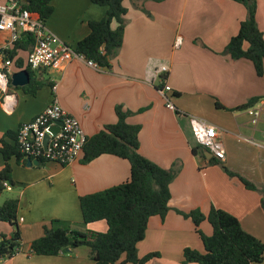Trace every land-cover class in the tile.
Returning a JSON list of instances; mask_svg holds the SVG:
<instances>
[{"label": "crops", "instance_id": "crops-1", "mask_svg": "<svg viewBox=\"0 0 264 264\" xmlns=\"http://www.w3.org/2000/svg\"><path fill=\"white\" fill-rule=\"evenodd\" d=\"M256 3V21L264 36V0ZM123 4V42L107 68L99 70L75 60L61 70L34 71L36 81L42 83L35 95L9 82L6 91L0 92V139L12 145L14 140L7 133L15 135L53 98L78 120L87 138L116 123L115 110L121 108L129 113L126 122L140 127L138 152L161 168L176 170L169 186V211L164 218L149 219L145 237L137 244L139 258L156 253L157 258L146 264H181L185 248L203 252L193 222L180 212L200 210L207 215L212 207L234 216L243 231L264 245V193L260 191L264 188V149L244 140L264 144V120L253 126L244 111L236 110L251 99L264 103V76L256 75L250 61L232 60L223 52L246 19L245 7L234 0H125ZM51 5L53 13L45 27L72 49L88 35L89 23L100 21L106 12L89 0H52ZM177 38L181 43L175 48ZM7 43L8 35L0 32V46ZM26 57L27 52H16L11 75L26 70ZM17 59L21 69L15 65ZM162 65L169 69L168 96L176 113L165 107L161 84L154 78ZM191 117L215 127L225 152L223 162L208 156L203 148L193 152L198 145ZM82 158L83 153L65 166L42 161L28 167L26 158L9 161V192L19 199L21 247L1 264H93L87 247L57 256H37L29 250L45 227L106 231L103 221L82 224L79 198L126 182L130 165L106 154L88 163H82ZM226 170L241 175L258 190L245 189ZM3 200L0 195V204ZM199 229L205 236L212 233L206 221ZM11 231L9 224L0 222V236ZM260 264H264V255Z\"/></svg>", "mask_w": 264, "mask_h": 264}, {"label": "trees", "instance_id": "trees-1", "mask_svg": "<svg viewBox=\"0 0 264 264\" xmlns=\"http://www.w3.org/2000/svg\"><path fill=\"white\" fill-rule=\"evenodd\" d=\"M92 4L106 8L104 17L97 22L89 23L88 35L79 41L74 51L86 60L96 63L99 68H107L109 60L118 52L123 42L125 15V0H89ZM157 2L161 0H155ZM241 3L247 12L246 19L239 25L238 32L228 41L224 53L232 60L246 59L254 67L257 76H264V36L257 21L256 0H234ZM52 0H26L25 9L39 16L45 23L53 13ZM33 44L30 34L22 33L20 40L15 42L7 52V57L13 60L16 52H29ZM15 65L21 69L20 59ZM30 82L23 89L30 95H35L42 83L29 66L26 67ZM259 99H251L238 107L237 111L255 105ZM116 123L105 126L90 138L83 147L82 163H88L101 155H111L126 160L130 165L128 180L118 186L82 196L79 198V208L82 224L87 226L96 222H105V232H93L71 227L44 228V234L32 241L30 253L37 256H57L79 247L89 249L88 257L93 264H146L157 258L156 253H150L142 258L137 256V244L145 237L148 221L151 217L164 218L169 211L171 198L169 186L176 170L164 169L143 157L139 152V126L126 122L128 112L116 108ZM14 140L8 144L0 139V154L3 167L0 170V195L6 191L3 183L12 184L11 166L9 161L24 159L16 143V134L7 133ZM197 148L193 149L196 152ZM42 163V161H40ZM215 164V162H211ZM229 177L237 178L245 189L257 191L258 188L241 175L226 170ZM264 193V188L260 190ZM18 197L6 198L0 204V222L12 227L8 236H0V259L11 258L20 250L21 236L17 224ZM264 208V199L261 201ZM180 214L190 219L195 232L199 236L203 252L185 248L182 252L181 264H260L263 261L264 245L257 238L246 233L239 221L229 213L211 208L207 215L200 210ZM208 222L212 228L210 236H205L199 226ZM58 222L52 221L51 224Z\"/></svg>", "mask_w": 264, "mask_h": 264}, {"label": "built area", "instance_id": "built-area-1", "mask_svg": "<svg viewBox=\"0 0 264 264\" xmlns=\"http://www.w3.org/2000/svg\"><path fill=\"white\" fill-rule=\"evenodd\" d=\"M26 0H0V32L8 35V43L0 46V92L7 89L10 82V68L12 60L7 57L10 47L20 40L22 33L30 34L33 44L27 53L26 64L32 71L38 70H61L72 61L80 60L90 67L102 70L96 63L86 60L74 49L67 46L59 38L47 30L44 22L38 15L25 9ZM180 39L177 38L174 47L178 48ZM168 67L160 66L154 73V78L159 79L161 84L160 94L164 99L165 107L176 113L177 109L169 99L171 88L167 83ZM56 85L52 86L55 91ZM250 119V123L256 126L264 120V103L259 101L255 105L244 110ZM57 122L58 131L53 133L51 127ZM191 131L198 146L208 151L218 162H223L225 152L219 141L215 127L208 122L191 117ZM48 136L46 145L45 137ZM261 149L264 144L253 139L244 138ZM87 141L78 120L67 113L53 98L51 103L32 121L21 125L16 133V143L24 158L43 162H54L61 166L76 162L82 154ZM6 191H11V185L3 183ZM0 259V264H1Z\"/></svg>", "mask_w": 264, "mask_h": 264}, {"label": "water", "instance_id": "water-1", "mask_svg": "<svg viewBox=\"0 0 264 264\" xmlns=\"http://www.w3.org/2000/svg\"><path fill=\"white\" fill-rule=\"evenodd\" d=\"M29 80H30L29 73L26 70H21V71L15 72L10 76V84L14 88L26 86L29 83ZM60 125H61V123L57 122L55 124V126L51 127L52 132L53 133L57 132L58 126H60ZM47 141H48V136H46L44 139L45 145H46ZM206 154L208 156H211V154L208 151H206ZM26 165L28 167L32 166V165H40V162L38 160H32L31 161L30 159H28L26 162Z\"/></svg>", "mask_w": 264, "mask_h": 264}, {"label": "rangeland", "instance_id": "rangeland-1", "mask_svg": "<svg viewBox=\"0 0 264 264\" xmlns=\"http://www.w3.org/2000/svg\"><path fill=\"white\" fill-rule=\"evenodd\" d=\"M16 195H15V193L14 192H8V191H3L2 193H1V197L3 198V199H6V198H13V197H15Z\"/></svg>", "mask_w": 264, "mask_h": 264}]
</instances>
